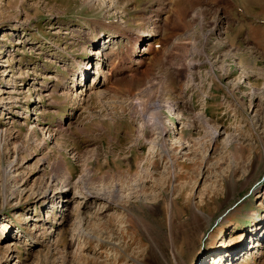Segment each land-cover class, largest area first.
I'll list each match as a JSON object with an SVG mask.
<instances>
[{
	"label": "rangeland",
	"instance_id": "obj_1",
	"mask_svg": "<svg viewBox=\"0 0 264 264\" xmlns=\"http://www.w3.org/2000/svg\"><path fill=\"white\" fill-rule=\"evenodd\" d=\"M220 256L264 264V0H0V264Z\"/></svg>",
	"mask_w": 264,
	"mask_h": 264
},
{
	"label": "bare ground",
	"instance_id": "obj_2",
	"mask_svg": "<svg viewBox=\"0 0 264 264\" xmlns=\"http://www.w3.org/2000/svg\"><path fill=\"white\" fill-rule=\"evenodd\" d=\"M146 34H147V33H146ZM149 34H151V33H149ZM110 50H111V49H110ZM97 51H98V56H97V60H98V61L96 62V64L99 62V59H100V58L102 57V55H103V54H102L103 52L101 51V49H98ZM107 53H108V52H107ZM114 53H115V50H114ZM99 54H100L101 57L99 56ZM111 54H112V53H111ZM112 55H113V54H112ZM106 56H107V55H106ZM106 56H103V57H106ZM97 65H98V64H97ZM100 65H101V64H100ZM85 75H87V73H86ZM83 78H84V77H83ZM86 83H87V82H86ZM91 86H92L91 83H90V84L87 83V88H89V87H91ZM164 125H165V124H164ZM165 129H166V126H164V130H165ZM164 130H163V131H164ZM215 258H216V257H215ZM221 259H222V256L217 257V259H214V261H213L212 264H218V263L221 261ZM208 264H211V263L208 262Z\"/></svg>",
	"mask_w": 264,
	"mask_h": 264
}]
</instances>
